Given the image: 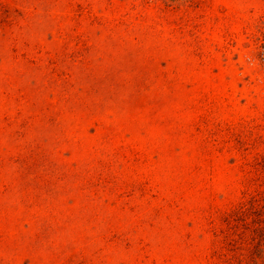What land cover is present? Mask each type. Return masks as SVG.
I'll use <instances>...</instances> for the list:
<instances>
[{"label": "rangeland", "instance_id": "rangeland-1", "mask_svg": "<svg viewBox=\"0 0 264 264\" xmlns=\"http://www.w3.org/2000/svg\"><path fill=\"white\" fill-rule=\"evenodd\" d=\"M264 0H0V264H264Z\"/></svg>", "mask_w": 264, "mask_h": 264}, {"label": "built area", "instance_id": "built-area-1", "mask_svg": "<svg viewBox=\"0 0 264 264\" xmlns=\"http://www.w3.org/2000/svg\"><path fill=\"white\" fill-rule=\"evenodd\" d=\"M262 63H263V65H264V57H262Z\"/></svg>", "mask_w": 264, "mask_h": 264}]
</instances>
